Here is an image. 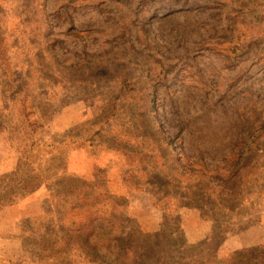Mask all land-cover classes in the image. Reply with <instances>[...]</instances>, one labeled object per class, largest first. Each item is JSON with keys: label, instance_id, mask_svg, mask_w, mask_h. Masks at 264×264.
<instances>
[{"label": "rangeland", "instance_id": "rangeland-1", "mask_svg": "<svg viewBox=\"0 0 264 264\" xmlns=\"http://www.w3.org/2000/svg\"><path fill=\"white\" fill-rule=\"evenodd\" d=\"M21 161L101 200L98 233L123 244L63 250L61 220L83 217L43 186L0 207V264H179L178 237L205 243L184 264H227L264 246V0H0V178Z\"/></svg>", "mask_w": 264, "mask_h": 264}, {"label": "trees", "instance_id": "trees-1", "mask_svg": "<svg viewBox=\"0 0 264 264\" xmlns=\"http://www.w3.org/2000/svg\"><path fill=\"white\" fill-rule=\"evenodd\" d=\"M28 159V157H27ZM30 161V160H27ZM30 163H26L25 161H21L19 167L13 176L17 178L11 182L6 180V177H1L0 179V189L2 190V194L0 195V207L6 204H10L11 201L7 200L9 198L17 197V196H29L37 191L39 188L46 186V190L50 193L49 197L51 199V203L55 208L59 209L64 215L69 216L74 213L76 216H82L83 220H80L78 224L72 222L71 224H66L64 219L61 220L62 236L60 238V242L62 244L63 250H70L72 248L78 249L81 245L83 246H93V245H107V249L117 250L123 244L122 238L116 236L115 234H102L98 233L102 231L101 227L96 226V222L105 221L106 217L111 218L110 214L104 215L97 208V203L101 200H95L92 203H78L76 194V188L72 187L71 190H67L66 192H60L59 190H55L53 192L54 187H59L63 180H68V177H61V179L57 180L53 177L54 175L47 176V174H43V172L34 173L33 170H29ZM23 169V170H22ZM25 173V174H23ZM52 179V180H51ZM71 179V178H70ZM69 182V181H67ZM58 193L61 195L59 196ZM8 196V197H5ZM112 199V196L105 193L102 197V203L106 200ZM75 203V204H74ZM75 205L73 209L70 208L71 205ZM68 205V206H66ZM86 208H89L87 212H84ZM96 208V210H95ZM70 213V214H69ZM107 221V220H106ZM75 223V224H74ZM108 224H110L108 222ZM109 226V225H108ZM110 229H112V225L110 224ZM89 232V233H88ZM173 237L177 236L176 234H172ZM181 244L179 248L178 254L180 256L181 262L179 264H184V260L187 258L186 254L188 250H199V248L205 245L204 242L198 244L196 247L186 245L184 240L181 237L177 238ZM172 242V240H169ZM263 251V252H262ZM205 264H212L210 261H207ZM227 264H264V246L248 249L246 251L236 252L231 255Z\"/></svg>", "mask_w": 264, "mask_h": 264}, {"label": "crops", "instance_id": "crops-1", "mask_svg": "<svg viewBox=\"0 0 264 264\" xmlns=\"http://www.w3.org/2000/svg\"><path fill=\"white\" fill-rule=\"evenodd\" d=\"M14 208V207H13ZM13 208H11V210H9V211H12V210H14ZM6 211V210H5ZM3 213H4V211H3Z\"/></svg>", "mask_w": 264, "mask_h": 264}]
</instances>
